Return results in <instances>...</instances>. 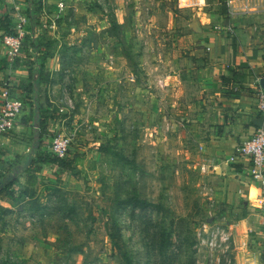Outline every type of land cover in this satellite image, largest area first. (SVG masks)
Listing matches in <instances>:
<instances>
[{
	"label": "rangeland",
	"instance_id": "obj_1",
	"mask_svg": "<svg viewBox=\"0 0 264 264\" xmlns=\"http://www.w3.org/2000/svg\"><path fill=\"white\" fill-rule=\"evenodd\" d=\"M112 2L99 13L109 26L105 35L96 31L102 28L98 20L74 19L73 5L66 17L49 6L43 20L35 17V32L52 37L63 29L93 28L83 44L68 42L82 49L80 62L92 55L90 46L109 54L94 70L98 77L89 83L85 76L78 91L71 68L77 59L73 49H66V72L60 77L65 93L59 96L63 112L81 118L84 135H66L72 139L71 151L81 155L80 174L33 177L24 193L0 203V264H264L262 241L247 242L256 231L224 222L223 204L204 195L195 157L182 151L186 142L178 138L166 144L165 122L154 131L145 111L134 115L130 109L137 88V101L148 109L165 108L159 100L166 97V46L176 42L185 51L193 46L189 32L195 10L181 7L179 0ZM98 4L92 0L86 7L98 11ZM5 56L0 57V92L9 76L1 68ZM12 82L15 87L17 81ZM21 98L26 102L25 95ZM122 99L125 118L117 124L111 115ZM103 122L114 124L107 130ZM230 230V240L221 243L222 232ZM214 241L218 246H212Z\"/></svg>",
	"mask_w": 264,
	"mask_h": 264
},
{
	"label": "crops",
	"instance_id": "obj_2",
	"mask_svg": "<svg viewBox=\"0 0 264 264\" xmlns=\"http://www.w3.org/2000/svg\"><path fill=\"white\" fill-rule=\"evenodd\" d=\"M91 1L21 0L23 13H26L30 22L25 26L27 33L23 37L22 54L13 61L7 58V46L4 42V37L10 33L0 29V57L6 55L2 67L9 75L7 78L17 81L13 91L14 97L20 100L21 95L26 97L24 111L16 121L14 130L0 136V178L13 173L16 166L27 160L39 133L44 135L43 139L47 144L59 135H72L74 131H79L80 136L84 135L79 129L80 115L63 112L65 108L59 94H64L65 88L60 77L66 72V49L71 48L68 42L74 44L76 41H82L83 44L94 30L63 29L59 31L58 36L53 33L52 37L49 33L47 36L46 32H35L34 21L35 17L43 20L47 15V6L53 8V12H56L57 8H63V17H66L71 9L70 5H73L74 19L78 20L83 15L85 22L98 20L97 26L102 27V30L97 29V33L103 31L101 33L104 35L109 34V26L105 27L104 23L106 19L100 14L106 10L104 5H112V0H97L102 4L100 9L96 7L98 11L87 9L86 4ZM4 2L0 0V20H8L11 35L17 36L11 15L12 5L8 0ZM179 5L195 10V22H192L193 27L189 32L193 46L186 51L177 48L176 42L166 46V75L163 80L166 97L165 102L161 98L159 100V104L165 108L148 109L139 102V89L134 90L133 87L131 91L134 90V105L130 109L134 108V115L136 111H145V119L152 122L154 131L165 122L166 144H174L178 138H181L182 145L183 142L190 144L189 147L185 145L182 151L195 157L193 165L199 174L204 195H208L213 202L223 204L226 215L224 222L231 223V226L238 230L245 227L249 228L251 233L256 231V235L249 233L247 242L259 240L263 244L264 183L253 178V166L248 159L242 157L240 150L255 134L256 129L261 127L256 122L263 120L258 104L260 94L264 91V0H239L231 9L221 0H179ZM72 38L74 40H71ZM37 40L38 57L42 64L40 70L42 76L49 79L47 99L40 104L38 110L29 104L34 94H28L21 87L24 82H30L29 73L38 70L36 54L30 47V44ZM78 47L77 44L71 48L74 50V58L77 59L71 68L73 81L79 91L85 76L89 83L93 76L98 77L94 70L104 63V58L108 57L109 53L105 51L104 54V47L90 46L88 48L94 51L91 56L86 55L87 61L82 63L78 60L83 56L80 53L82 47L81 50ZM99 51L101 55L98 54ZM47 52L48 57H45ZM26 61L33 62L32 69ZM231 70H234L237 76L227 81L226 76ZM104 80L111 83L105 74ZM119 92L123 96L124 89L121 88ZM127 93L131 95L132 92ZM39 99L42 100L41 96ZM122 102L123 99L118 102L117 111L111 115L117 124L123 123L122 118H125ZM60 112L62 114L59 117ZM102 115H106V119L110 117L105 113ZM38 123L42 125L39 126ZM43 123L47 124L46 131L43 129ZM90 124L92 129L89 131H93L94 122ZM102 124L106 125L108 130L114 123ZM262 126L264 127V122ZM50 138L52 140L49 141ZM158 144L160 145V142ZM44 176H56L54 168L46 167L37 174L22 173L16 177L17 185L22 192L30 186L31 178L39 179ZM3 202L4 200L0 199V203Z\"/></svg>",
	"mask_w": 264,
	"mask_h": 264
},
{
	"label": "built area",
	"instance_id": "obj_3",
	"mask_svg": "<svg viewBox=\"0 0 264 264\" xmlns=\"http://www.w3.org/2000/svg\"><path fill=\"white\" fill-rule=\"evenodd\" d=\"M12 5V16L14 18L13 24L18 35L7 34L4 37V42L6 44V55L11 61L15 60L22 54L23 48V37L26 35L25 26L30 22V19L23 13V7L21 0H8ZM228 8H232L235 2L239 0H222ZM60 11L63 8L60 7ZM52 27L55 24L52 23ZM14 84L12 79L7 78L1 88L0 98L2 103L0 106V136L7 134L14 130L16 126V121L19 116L24 111V103L22 100L17 99L13 95ZM258 110L261 118L264 122V91L260 94ZM72 139L71 137H66L59 135L53 139V141L48 145L51 152L59 157H65L71 151ZM242 157L248 159L252 164V176L255 180L262 181L264 183V127H258L255 134L243 145L241 148ZM264 205V204H263ZM264 209V207H263ZM233 232L224 231L221 234L220 242L225 243L230 240ZM212 246H218V242H212ZM263 251H264V238H263ZM234 264H238L235 262Z\"/></svg>",
	"mask_w": 264,
	"mask_h": 264
},
{
	"label": "trees",
	"instance_id": "obj_4",
	"mask_svg": "<svg viewBox=\"0 0 264 264\" xmlns=\"http://www.w3.org/2000/svg\"><path fill=\"white\" fill-rule=\"evenodd\" d=\"M0 20V29L6 30L12 34L10 30V24L8 20ZM37 23V22H36ZM38 41H34L30 44L31 49L36 54V60L39 63L38 70L36 72L29 73L30 82L22 84V89L28 94H34V98L30 100L29 104L33 106L36 110L39 109L40 104L47 99V87L49 86V79L42 76V67L41 60L39 59L38 54ZM28 54V52H26ZM38 54V55H37ZM48 57V52L44 55ZM28 56H26L27 58ZM30 69H32L33 62H25ZM6 67V66H5ZM4 68V67H2ZM233 76H237L234 70L229 71V75L226 76V80L231 81ZM41 96L42 100L39 99ZM53 120V118H51ZM38 125H42L38 123ZM43 129L46 131L47 124L43 123ZM44 135L39 133V136L36 137L34 141V146L32 153L27 158L26 161H23L22 164L16 166L13 173L4 175L0 178V199L7 200L9 197H16L22 192L17 185L16 177L22 173L37 174L41 173L46 167L54 168V173L56 176L64 175L67 179L72 175H79L80 170H78V161L81 158V155L70 151L65 157H59L51 152L48 148V144L44 142ZM136 203H144L139 200L135 201ZM149 205L148 203H146Z\"/></svg>",
	"mask_w": 264,
	"mask_h": 264
},
{
	"label": "water",
	"instance_id": "obj_5",
	"mask_svg": "<svg viewBox=\"0 0 264 264\" xmlns=\"http://www.w3.org/2000/svg\"><path fill=\"white\" fill-rule=\"evenodd\" d=\"M259 126H262V124H263V120H258L257 122H256Z\"/></svg>",
	"mask_w": 264,
	"mask_h": 264
},
{
	"label": "bare ground",
	"instance_id": "obj_6",
	"mask_svg": "<svg viewBox=\"0 0 264 264\" xmlns=\"http://www.w3.org/2000/svg\"><path fill=\"white\" fill-rule=\"evenodd\" d=\"M182 1H186V0H182Z\"/></svg>",
	"mask_w": 264,
	"mask_h": 264
}]
</instances>
